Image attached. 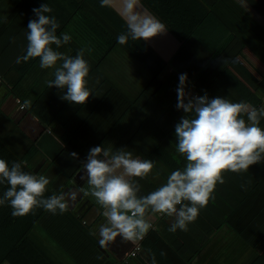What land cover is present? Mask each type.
Returning <instances> with one entry per match:
<instances>
[{
  "label": "crops",
  "instance_id": "1",
  "mask_svg": "<svg viewBox=\"0 0 264 264\" xmlns=\"http://www.w3.org/2000/svg\"><path fill=\"white\" fill-rule=\"evenodd\" d=\"M200 1L218 15L213 14V18L207 26L203 27L200 34L208 39L212 47L218 46L216 50H219V54L210 65L211 68L200 82V87L209 99L221 97L230 102H248L252 105V100L257 101L264 95L256 88L258 81L264 77V0ZM141 4L142 12L146 11L155 16L167 27L165 33L144 41L168 63L165 73L174 74L176 70L179 74L187 75L188 85L185 86L187 97L201 96L190 85V82L212 59L213 53L195 35L202 19L190 6L194 4V0H141ZM111 7L125 21L120 12L119 0H113ZM30 20H33L32 14L26 11L20 3L15 0H2L0 6V136L20 155L29 152L34 144L37 151L33 152L30 162L34 172L37 176L47 177L50 180L49 189L60 194L86 187V179H82L85 175L82 163L87 158L80 155L79 151L75 152L68 147L53 131V128L58 127L56 122L48 125L27 107L22 109L20 106L23 103L21 101L20 103L18 97L13 93L12 82L19 80V72L13 67L17 57L26 52L27 26ZM224 25L235 31V38H229L228 31L224 30ZM217 33L219 34L218 38L215 37ZM52 47L56 48L55 45ZM68 48L67 45H62L57 48V51L66 56L75 57L76 55L72 54V50ZM84 58L88 63L95 61L92 57L84 56ZM132 60L135 61L125 53L115 52L109 56L108 63L110 65L111 63L119 64V67L108 65L104 72L115 81V78L120 77L119 74L122 72L120 68H123L124 77H130V73L125 72V68L127 63ZM61 63L62 61H59L57 67ZM45 70L47 73L44 75L50 79L55 78L54 69ZM118 71L120 72L117 74ZM99 76V73L93 72L91 69L87 81L88 88L92 93V97L90 96L92 103L100 98H102V103L85 107L74 103L71 105L72 107L77 106V111L82 110L85 114V116L84 114L80 115L77 121H86L85 124L81 123V129L72 140L77 148L82 142L90 140L93 143L102 142L101 147H110L115 152L125 149L126 144L130 141L128 139L131 133L129 131L126 133V128L141 126L146 117L143 116V113H135V116L139 117L133 120L132 105L125 106L123 104L122 106L117 104V101L113 102L118 97L116 89L111 90L108 86L99 88L96 81ZM30 87H34V84H30L27 86L29 89L25 90L29 91ZM123 90L125 91V89ZM52 91L53 94L57 92L62 94L65 90L54 86ZM249 92L251 97H249ZM107 93V97L103 98ZM171 103L178 111L177 104ZM159 106L163 108L162 104ZM89 110H92L90 118H88ZM114 126L119 129L111 130L110 128ZM259 126L264 129V123ZM142 141L139 137L138 146L142 145ZM171 141L174 142L175 139L172 138ZM176 143L175 141L173 143L175 146L171 147L172 153L182 159L186 165L185 157L177 152ZM79 150H81L80 147ZM125 151L132 152L134 158L144 159L142 155L134 153L135 151L132 149L128 148ZM71 153L78 154V158H73ZM260 165L257 163V167L260 168L259 170L256 167L260 171L259 174H256L257 180L258 184H264V169ZM134 179L141 185L140 196H146L157 189L147 179ZM234 199L238 200L239 198L235 195ZM69 204V210L63 214H52L47 211L42 222L45 226L39 225L35 229L34 238H38V242L45 252L43 254V251L32 248L35 254L30 255L34 256L32 257L34 264H105L109 261H113L114 264L123 262L138 264L137 260L125 258L126 252L131 249L134 242L125 243L122 237H117L115 241L104 247L100 246L99 227L106 223V219L102 215V207L96 203L93 197L80 194L75 202L69 200ZM262 215H264L263 185H260L258 193L254 194V197L235 217L230 226L215 227L205 212H199L198 216L209 223L206 227L208 233L214 231L211 236L219 244L213 242L210 246L208 245L209 247L205 248L194 260V264H247L246 257L250 254L251 248L242 242L239 232H243L250 223L259 222ZM149 218L154 225V228L152 227L149 232L162 228V225L159 224L161 218H166L170 223L175 221V217L159 213L150 214ZM198 219L199 217L195 222L189 224L188 227L190 229L192 227L191 233L196 231L193 225ZM93 232L96 235H93ZM158 232L151 234L149 238L152 241L161 240ZM159 245L168 255L171 250L166 247L165 242L161 240ZM245 247L246 250H244ZM145 251L142 248L140 252L149 258ZM168 256L172 258L171 255ZM176 264H183V262L179 261Z\"/></svg>",
  "mask_w": 264,
  "mask_h": 264
},
{
  "label": "trees",
  "instance_id": "2",
  "mask_svg": "<svg viewBox=\"0 0 264 264\" xmlns=\"http://www.w3.org/2000/svg\"><path fill=\"white\" fill-rule=\"evenodd\" d=\"M15 1L20 3L26 11H29L33 19H37L33 9L39 8L43 4H48L53 9V12L48 15L55 16L60 25L57 29V35L67 33L71 36L70 42L66 45L69 47L68 49L72 50V54L77 55L83 49L84 56L92 57L95 60L88 64L90 65V70L92 69L93 72L100 74L98 80H96L99 88L107 86L111 90L115 88L118 97L113 102L117 101L116 103L122 106L123 104L125 106L132 105L133 120L139 117L135 116V113H143V116L146 117L141 126L137 125L126 128L125 132L129 131L131 134L128 139L130 141L126 144L125 149H132L135 151L134 153L142 155L144 159H151L155 162L154 172L147 178L149 182L158 188L166 183L168 176L173 171L185 167L182 159L177 158L171 149V147L175 146L173 143L177 140L175 126L181 121L182 117L187 115L182 109L176 111V107L174 108L171 103H178L177 89L181 74L176 70L174 74L165 73L167 72L168 63L144 40L136 41L129 37L126 44H119L117 37L127 33V24L111 6L102 7L101 0ZM1 2L2 0H0V6ZM190 6L195 9V12L202 19L200 26L195 31V35L213 53L212 59L201 68L200 72L190 82V85L201 96H204L200 82H202L207 71L211 68L210 65L213 64L219 54V50H216L218 46L212 47L208 39L202 36L200 32L204 26L209 24L213 18V14L215 16L218 15L212 9L209 10V7L201 3L200 0H194V4ZM224 30L228 31L229 38H235V31L233 29L231 30L227 26ZM215 37L218 38L219 34L217 33ZM53 49L57 51V48ZM115 52L119 54L125 53L135 60L128 62L125 68V72L130 73V77H124L122 74L123 68H120L122 72L119 74L120 77L115 78V81L104 72L108 65H110L108 63L109 56ZM23 54L25 55L26 52H23ZM118 65L111 63L110 66L119 67ZM13 69L19 72V80L14 83L12 82L14 95L18 97L25 107L37 115L42 122L48 125L56 122L58 127L53 128V131L68 147L72 148L75 152L79 151L80 155L87 158L91 148L102 146V142L93 143L88 140L79 145L81 148L79 150V147L77 148L75 143H73L72 138L81 129V123L85 124L86 122L85 120L83 122L77 121L80 115L83 116L84 112L82 110H79L80 112L77 111V106H73V108L71 106L72 103L69 104L70 102L62 99L66 90L62 94L59 92L53 94V87L49 88L46 81L54 78L50 79L47 75H44L47 71L40 67L38 58L27 62L15 63ZM162 71L164 73H161ZM30 84H34V87H30V90L26 91L29 89L27 86H30ZM187 85L188 80L186 82ZM256 88L264 93V77L258 81ZM128 92L129 94H127ZM107 95L108 93L103 98H106ZM249 97H251L250 92ZM101 103L102 98L98 99L95 103H92V99L89 98L83 107L99 105ZM161 104L163 108L159 106ZM252 106L257 109L264 107V95L258 98L257 101L252 100ZM92 110H89L88 118H90ZM261 123H264V118L261 119L260 125ZM113 128L119 129L115 126L110 129L113 130ZM139 137L140 140H143L141 146H138ZM172 138L175 139L174 142L171 141ZM29 150V152L20 155L0 136V159L7 161L10 167L13 162H24L22 163V170L36 175L30 162L31 156L33 152L37 151V148L33 144ZM258 164H261V168L264 169V161ZM256 167L257 164H254L250 166L247 172L240 174L232 172L224 174L225 183L217 185L214 199L210 200L206 208L200 210V212L206 213L208 219L213 221L212 223L215 227L219 225H232L235 217L248 205L254 194L258 193L260 185L264 186V184H258L256 174H259L260 168L257 167L259 168L258 170ZM256 185L258 186L254 189ZM8 187L7 183L0 184V197H2L3 192ZM54 194L56 193L47 186L45 198ZM235 195L240 201L239 199H234ZM244 199L245 201H243ZM46 212L43 208H37L33 213L28 215L14 217L12 209L7 203L0 205V264H34L32 261V257L34 256L30 255L35 254L32 248H37L41 252L43 251L42 253L44 254L45 251L38 242V238H34V232L39 225L45 226L42 222L44 221L43 218ZM198 217V221L193 225L196 228V231H192L193 233H191L192 227L191 229L188 227L187 231L177 229L175 233H172L169 231V228L173 223L168 222L166 218H161L159 224L162 225V228L158 229L156 226L157 229L148 232L141 243L149 258L145 257V254H142V252H139L135 258L131 259L137 260L138 264H176L179 261L183 262V264H194V260L211 243L215 242L219 244L211 236L214 234V231L208 233L206 229L209 223L200 216ZM156 230L159 231L161 240L165 242L166 247L171 250L168 255H171L172 258L166 255L161 245H159L160 239L152 241L149 238L151 234L157 232ZM236 230L238 231V229ZM239 236L242 242L251 248L250 254L246 257V263L264 264V215L260 217L259 222H252L243 232H239ZM244 250H246V247ZM105 264H114V262L109 261ZM122 264L127 263L123 262Z\"/></svg>",
  "mask_w": 264,
  "mask_h": 264
},
{
  "label": "clouds",
  "instance_id": "3",
  "mask_svg": "<svg viewBox=\"0 0 264 264\" xmlns=\"http://www.w3.org/2000/svg\"><path fill=\"white\" fill-rule=\"evenodd\" d=\"M120 12L127 24V33L117 37L124 45L132 40H149L167 31L155 16L141 11V0H119ZM113 0H101L102 7H110ZM37 19L27 26L26 54L16 63L38 58L42 69H54V79L47 80L49 88L66 90L62 99L84 105L92 96L87 78L88 61L81 49L75 57L55 51L70 42L67 33L57 35L60 27L53 9L48 4L34 8ZM59 61H62L57 67ZM187 75L179 77L177 108L187 115L175 126L176 149L185 157L183 169L173 171L166 183L146 196H140L141 185L134 179L146 180L153 174L155 162L134 158L133 153L120 149L96 146L90 149L82 163L86 187L61 192L45 198L50 180L44 175H33L22 170V163L11 167L0 159V184L9 187L0 197V205L8 204L14 217L33 213L37 208L52 214H63L70 208L69 200L77 196L93 197L103 209L106 223L99 227L100 246L104 247L122 237L123 242L142 240L152 229L149 215L159 213L175 217L169 231H187L198 218L201 209L214 199L218 184L225 183L227 172H247L250 166L264 161V107L255 108L248 102H230L226 98L207 95L187 97ZM246 117V119H245ZM73 158L78 154L71 153ZM158 175V173H157ZM96 235L95 232L92 233ZM163 254V253H162ZM101 259V257H98Z\"/></svg>",
  "mask_w": 264,
  "mask_h": 264
},
{
  "label": "built area",
  "instance_id": "4",
  "mask_svg": "<svg viewBox=\"0 0 264 264\" xmlns=\"http://www.w3.org/2000/svg\"><path fill=\"white\" fill-rule=\"evenodd\" d=\"M20 102V100H19ZM21 103V102H20ZM22 109L25 108V105L24 104H21L20 106ZM153 225V224H152ZM153 228H154V225H153ZM142 240H139V241H135L133 246L131 247V249L126 252L125 254V258H135L137 256V254L142 250Z\"/></svg>",
  "mask_w": 264,
  "mask_h": 264
}]
</instances>
